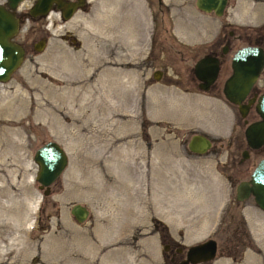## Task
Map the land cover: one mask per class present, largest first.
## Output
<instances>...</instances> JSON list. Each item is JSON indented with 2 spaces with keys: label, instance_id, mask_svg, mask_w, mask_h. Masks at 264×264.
<instances>
[{
  "label": "rangeland",
  "instance_id": "rangeland-1",
  "mask_svg": "<svg viewBox=\"0 0 264 264\" xmlns=\"http://www.w3.org/2000/svg\"><path fill=\"white\" fill-rule=\"evenodd\" d=\"M160 6L82 0L68 18L52 4L50 17L28 23L25 58L0 85V264H169L164 240L184 253L207 237L216 255L195 264H264V211L234 198L237 114L220 85L201 91L191 78L220 28L262 20L264 6L223 16L194 0ZM230 41L227 57L243 43ZM194 132L211 137L204 153L187 148ZM49 139L67 164L43 195L32 154ZM74 202L88 208L82 222L69 212Z\"/></svg>",
  "mask_w": 264,
  "mask_h": 264
},
{
  "label": "water",
  "instance_id": "water-1",
  "mask_svg": "<svg viewBox=\"0 0 264 264\" xmlns=\"http://www.w3.org/2000/svg\"><path fill=\"white\" fill-rule=\"evenodd\" d=\"M18 0H8V5L13 8ZM195 6L203 11H213L220 15L223 11L225 0H195ZM52 3L61 11L63 18H68L73 10L81 3V0H34L30 7V14L43 15L51 8ZM17 28V21L12 11L0 5V80L7 78L8 70L17 67L22 59V47L8 37L13 35ZM44 45L43 39L33 43V49L38 51ZM264 52L258 45H242L238 47L230 57V74L225 78L222 85L224 98L234 104H238L241 114L244 108L240 99L248 91L252 82L256 79L262 64ZM193 72L198 80V87L206 90L209 83L215 77L218 70V58L210 54H204L197 58L193 64ZM161 70L155 69L152 76L158 79ZM243 107V108H242ZM255 109L260 118L246 124L243 134L246 144L250 148L258 147L264 141V91L259 95ZM211 146L210 138L201 132L192 133L187 140V148L190 152L201 154ZM246 156V150L242 151ZM36 164L34 178L43 195L49 193V185L61 174L67 164V155L63 147L55 140L49 139L37 146L32 154ZM253 196L255 204L264 211V155L254 165L249 178L240 180L235 186V199L241 200ZM69 212L77 222H82L88 215V208L79 202H74ZM166 249V245L163 246ZM216 240L213 237L190 244L185 249L184 257L176 264H195L211 260L215 256Z\"/></svg>",
  "mask_w": 264,
  "mask_h": 264
},
{
  "label": "flooded vegetation",
  "instance_id": "flooded-vegetation-1",
  "mask_svg": "<svg viewBox=\"0 0 264 264\" xmlns=\"http://www.w3.org/2000/svg\"><path fill=\"white\" fill-rule=\"evenodd\" d=\"M29 1V3H27ZM195 1V0H194ZM33 0H18L15 2V5L13 8H10L8 5V0H0V5L3 6L5 9L12 11L13 15L17 21V28L16 31L13 35L8 37V40L13 41L15 43H18L22 47V59L20 61V64L13 68L8 70L7 73V78L5 80H0V85L5 84L8 82L16 72L17 68L21 65L23 59L25 58V53H26V46L25 43L22 42V39L27 35V31L30 28V20L33 19L34 16L30 14V7L32 6ZM156 3L158 5V11L161 9V0H156ZM195 4V2H194ZM80 6L82 5V0L81 3L79 4ZM264 6V0H225V4L223 7V11L220 15L217 16H223L227 8L233 7L236 9L239 8H252V9H259L260 7ZM210 12V11H208ZM213 12V11H211ZM153 20L154 24L160 20V18H157V13H153ZM40 16V15H35ZM260 16L252 15V16H247L246 19H244L243 23H238L236 26L237 31L235 33H232V30H226L223 31L224 28H220L218 33L216 34L215 38L211 40L207 46L208 49L206 50L204 54H210L213 56H216L218 58V70L213 78V80L209 83L208 88L206 90H201L198 87V83L201 82L198 80L193 72V69L191 68V78L193 79V83L195 86L201 90V91H207V92H216L215 89L217 88L218 85H220V90L222 89L223 81L225 78L230 74L231 68H230V57L232 53L240 46L250 44V45H258L262 47L263 52H264V18L260 21ZM232 25L229 20H225L222 25ZM22 27V28H21ZM155 33H153V36ZM166 37V35H164ZM170 37V36H169ZM231 37L236 38V39H241L243 40V43L241 45L236 46L231 54L227 57V51L231 48L232 43L230 41ZM40 39V38H38ZM42 39V38H41ZM173 39V38H171ZM44 40V39H43ZM72 40V39H71ZM34 42H32L31 45H33ZM215 43H219L218 45H215ZM201 55V56H202ZM200 57V56H199ZM198 57V58H199ZM227 57V58H226ZM195 62V61H194ZM194 64V63H193ZM1 67V64H0ZM193 67V65H192ZM264 91V63L262 64V67L260 68V71L256 77V79L252 82L250 85L248 91L244 94V96L240 99V104L245 105L243 107L244 111L243 114L240 112V108L238 104L230 103L237 114V118L235 122L238 124V126L241 128V132L243 133L244 127L246 126L247 123L256 121L260 118L259 113L255 109V104L257 102V99L259 95ZM222 92V91H221ZM242 107V108H243ZM243 142H244V148L239 151V157L237 160H235V165L232 166V170L238 174L239 177L234 178V198H235V186L240 180H246L249 178V175L258 161L259 158H261L264 153L260 154L257 160L254 162V164L250 167L249 165L245 164V160L248 157V154L250 151H260L264 149V141L256 148H250L246 144V140L243 134ZM246 150L247 155L242 156V151ZM233 180V179H232ZM251 197L253 200V196L249 193L247 197ZM243 198V199H245ZM237 200V199H236ZM242 200V199H241ZM254 202V200H253ZM255 204V202H254ZM257 207V205L255 204ZM166 245V249L169 252L168 256V261L169 264H176V262L184 257V253H182L184 247L181 244H172L169 241H163L162 246ZM217 248V246H216ZM186 249V248H185Z\"/></svg>",
  "mask_w": 264,
  "mask_h": 264
},
{
  "label": "bare ground",
  "instance_id": "bare-ground-1",
  "mask_svg": "<svg viewBox=\"0 0 264 264\" xmlns=\"http://www.w3.org/2000/svg\"><path fill=\"white\" fill-rule=\"evenodd\" d=\"M50 10V9H49ZM47 11V13H46V15H47V17H50L51 16V11ZM53 15V14H52ZM53 17V16H52ZM56 17V16H55ZM72 95V93L70 92V96ZM107 95V93H105V96ZM71 99H75L76 101L78 100V96L75 94V95H72L71 97H70ZM163 214H165V216L167 215V213L166 212H162V215ZM164 219H165V217H164Z\"/></svg>",
  "mask_w": 264,
  "mask_h": 264
}]
</instances>
